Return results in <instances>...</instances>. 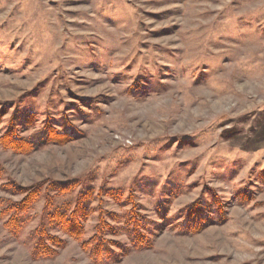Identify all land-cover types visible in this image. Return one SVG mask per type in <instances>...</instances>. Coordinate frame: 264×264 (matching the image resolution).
I'll use <instances>...</instances> for the list:
<instances>
[{
	"label": "rangeland",
	"instance_id": "1",
	"mask_svg": "<svg viewBox=\"0 0 264 264\" xmlns=\"http://www.w3.org/2000/svg\"><path fill=\"white\" fill-rule=\"evenodd\" d=\"M0 167L122 189L118 214L134 196L154 243L118 264H264V0H0ZM45 204L19 236L0 221V264H94L56 230L66 248L32 258Z\"/></svg>",
	"mask_w": 264,
	"mask_h": 264
},
{
	"label": "trees",
	"instance_id": "2",
	"mask_svg": "<svg viewBox=\"0 0 264 264\" xmlns=\"http://www.w3.org/2000/svg\"><path fill=\"white\" fill-rule=\"evenodd\" d=\"M54 137L53 141L63 140L58 136ZM21 141L14 136L6 141L5 147L10 146L16 151L27 152L32 143L27 142V147ZM4 176V170L0 167V189L22 196L18 201L0 200V221H3L5 229L14 236H19L28 221L29 214L42 195H45L46 204L39 226L32 237L34 241L32 258L35 260L54 258L59 251L66 248L67 240L55 236L53 230L80 242L94 264L121 263L130 252L150 249L154 243L151 238L153 223L139 212L134 196L124 201V204L131 205V209L123 214L105 209L106 202L103 197L121 201L124 195L122 189L102 185L97 190L95 186L85 183L88 181L80 179L48 181L23 187L15 181L4 183ZM96 200L99 201V205L93 207ZM199 204V207L195 205L191 210L193 222L190 226L194 225L197 229L204 226L206 219L210 218L206 214L203 202ZM201 210H203L202 214ZM96 211H98V222L94 228V235L86 239L85 224ZM121 234L127 235L129 243L109 238L111 235Z\"/></svg>",
	"mask_w": 264,
	"mask_h": 264
}]
</instances>
